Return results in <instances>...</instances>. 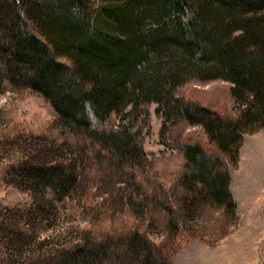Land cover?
Returning a JSON list of instances; mask_svg holds the SVG:
<instances>
[{
    "label": "trees",
    "instance_id": "obj_1",
    "mask_svg": "<svg viewBox=\"0 0 264 264\" xmlns=\"http://www.w3.org/2000/svg\"><path fill=\"white\" fill-rule=\"evenodd\" d=\"M98 1L21 0L24 14L0 17V88L41 95L65 140L78 133L88 139L90 161L99 168L127 172L125 165L142 162L147 177L136 201L160 226L172 218L177 241L156 243L127 225L47 244L30 218H9L1 234L7 264H173L172 253L195 237L177 216L183 206L235 214L221 152L233 153L236 166L241 134L264 127V0ZM213 78L229 81L231 98L241 103L236 111L176 91L187 80ZM153 102L162 117L160 142L172 139L181 156L172 167L148 159L141 136L129 129ZM192 123L206 144L182 135ZM51 163L18 156L1 166L0 182L14 168L30 174L51 200L70 186L78 166L68 157Z\"/></svg>",
    "mask_w": 264,
    "mask_h": 264
},
{
    "label": "rangeland",
    "instance_id": "obj_2",
    "mask_svg": "<svg viewBox=\"0 0 264 264\" xmlns=\"http://www.w3.org/2000/svg\"><path fill=\"white\" fill-rule=\"evenodd\" d=\"M93 3L101 2H86L88 6ZM24 4L21 0H0V17L10 11L24 14ZM229 85V81L221 78L192 79L178 85L176 91L185 94L194 91L196 97L213 102L223 111L232 112L241 103L231 98ZM155 106L154 102L151 103L148 116L138 118L129 129L141 136L148 159L158 165L172 167L181 156L176 148L171 147L172 139L168 145L160 142L162 117L155 112ZM262 128L245 131L241 138H250L254 136L253 132ZM182 135L199 137L205 144L208 141L197 123L187 125ZM64 137L53 118L50 104L41 95L0 88V169L18 156L44 165L68 157L78 165L71 173L70 186L52 196L51 200L45 199L40 185L30 174L21 172L19 175L14 168L8 170L9 174L0 182V264H7L9 258L1 235L8 227L10 229L9 218H30L37 239L44 238L47 244L52 240L73 241L85 233L90 237L92 232L122 230L127 225L145 230L148 238L156 243L177 241L172 218L160 226L147 217L136 201V190L147 177L146 166L142 162L128 163L125 165L127 172L116 170L112 173V170L99 168L90 161L91 143L83 134L68 136L66 140ZM96 145L99 146L98 143ZM249 145L246 143L247 148ZM104 148L102 146L101 152ZM249 149L248 157L241 160L240 168H237L238 163L235 166L231 162L233 153L221 152L233 176L235 214L223 207L196 209L192 204L183 206L181 215L177 216L185 219L195 237L172 253L173 264H264V173L259 170L264 166L263 160L254 159L255 155H251L254 151ZM247 165L253 168L249 175ZM241 168L245 173L239 175ZM176 201L178 198H172L171 216L178 210Z\"/></svg>",
    "mask_w": 264,
    "mask_h": 264
},
{
    "label": "crops",
    "instance_id": "obj_3",
    "mask_svg": "<svg viewBox=\"0 0 264 264\" xmlns=\"http://www.w3.org/2000/svg\"><path fill=\"white\" fill-rule=\"evenodd\" d=\"M253 133H255L254 136H251L250 138L249 137L248 138L243 137V139H242L243 141H242L240 149H239V159H238L237 168H240L241 160H243L245 157H248V154H247L248 148H250L249 150L254 151V153L251 154V155H255L254 159L260 158V161H261V159L263 160V162L261 161V163L264 166V128H262L256 132H253ZM261 137H263V138L259 140V138H261ZM246 143L251 144V145H249L250 147L247 148ZM248 160H250V159H248ZM245 164H246V162H245ZM252 170H253V168H250L248 165L246 166V171H247L248 175L250 173L249 171L252 172ZM259 170L264 173V168H260ZM229 173H230L229 188H230V191L232 193V181H233L232 177L233 176H232V172H229ZM242 173H245V172H244V170L242 172V168H241L239 171V175Z\"/></svg>",
    "mask_w": 264,
    "mask_h": 264
}]
</instances>
